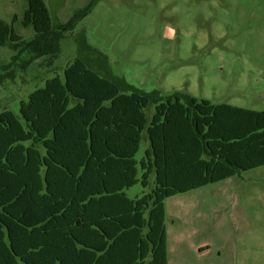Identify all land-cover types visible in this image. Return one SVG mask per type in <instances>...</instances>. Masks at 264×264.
<instances>
[{
  "label": "trees",
  "instance_id": "16d2710c",
  "mask_svg": "<svg viewBox=\"0 0 264 264\" xmlns=\"http://www.w3.org/2000/svg\"><path fill=\"white\" fill-rule=\"evenodd\" d=\"M98 1L15 44L9 65L56 54ZM262 165L264 110L147 94L76 57L19 115L0 110V264H167L164 200Z\"/></svg>",
  "mask_w": 264,
  "mask_h": 264
},
{
  "label": "rangeland",
  "instance_id": "374dc122",
  "mask_svg": "<svg viewBox=\"0 0 264 264\" xmlns=\"http://www.w3.org/2000/svg\"><path fill=\"white\" fill-rule=\"evenodd\" d=\"M89 1L26 10L3 0L14 7L0 9V110L19 115V101L76 57L147 94L264 110V0H99L56 54L9 65L15 44ZM146 147L144 137L136 159ZM142 191L140 183L126 190ZM164 209L167 264H264V165L168 197Z\"/></svg>",
  "mask_w": 264,
  "mask_h": 264
},
{
  "label": "crops",
  "instance_id": "0c3cea01",
  "mask_svg": "<svg viewBox=\"0 0 264 264\" xmlns=\"http://www.w3.org/2000/svg\"><path fill=\"white\" fill-rule=\"evenodd\" d=\"M14 3L13 5L16 3V0H12ZM21 1V9H26V10H30V9H35V8H42L45 7V4L42 2V0H20ZM13 5H9L7 6L6 4H3V0H0V9H4V8H12L14 7ZM48 8V7H47Z\"/></svg>",
  "mask_w": 264,
  "mask_h": 264
}]
</instances>
